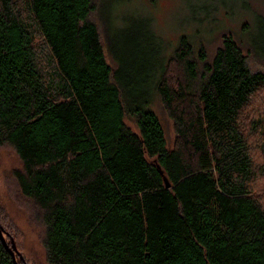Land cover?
<instances>
[{
    "label": "trees",
    "instance_id": "trees-1",
    "mask_svg": "<svg viewBox=\"0 0 264 264\" xmlns=\"http://www.w3.org/2000/svg\"><path fill=\"white\" fill-rule=\"evenodd\" d=\"M93 1L0 0V147L21 163L12 175L39 211L47 263L264 264V115H243L264 73L227 34L208 61L180 36L163 64L150 29L111 41V66ZM0 264H14L1 241Z\"/></svg>",
    "mask_w": 264,
    "mask_h": 264
},
{
    "label": "rangeland",
    "instance_id": "rangeland-1",
    "mask_svg": "<svg viewBox=\"0 0 264 264\" xmlns=\"http://www.w3.org/2000/svg\"><path fill=\"white\" fill-rule=\"evenodd\" d=\"M93 4L89 19L97 26L111 66L117 65L108 51L111 41L142 40L150 29L157 38L150 46L163 64L173 57L180 36H186L196 49L202 47L208 61L221 36L227 34L238 43L249 69L264 73V0H94ZM35 42L39 43L38 39ZM169 66V80L175 83L180 80L181 70L174 62ZM149 108L157 115L170 148L174 142L173 124L155 94ZM260 113L264 115V87L255 93L243 115L252 118ZM124 120L135 129L130 116ZM254 157L264 165V153L257 151ZM20 168L13 149L0 147V221L14 236L21 262L48 264L41 245L44 232L39 211L20 194L12 175ZM253 188V195L264 206V175L257 177Z\"/></svg>",
    "mask_w": 264,
    "mask_h": 264
},
{
    "label": "water",
    "instance_id": "water-1",
    "mask_svg": "<svg viewBox=\"0 0 264 264\" xmlns=\"http://www.w3.org/2000/svg\"><path fill=\"white\" fill-rule=\"evenodd\" d=\"M157 168L159 169V167L157 166ZM159 172H161V170L159 169ZM164 183H165V187H169V183L167 182L166 179H164ZM0 241L3 243V245L5 246L6 250L10 253L11 257H12V260H13V263L14 264H17L16 262V259H15V256L17 255L19 257V259H21V256L19 255V253L17 252L15 246L13 245V241H11V246L8 247L4 241V238H3V234H2V229L0 227ZM22 264H26L25 262L22 261Z\"/></svg>",
    "mask_w": 264,
    "mask_h": 264
}]
</instances>
